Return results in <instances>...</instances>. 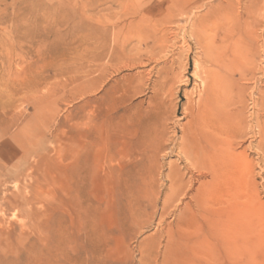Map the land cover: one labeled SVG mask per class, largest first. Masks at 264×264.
Listing matches in <instances>:
<instances>
[{"label":"rangeland","instance_id":"rangeland-1","mask_svg":"<svg viewBox=\"0 0 264 264\" xmlns=\"http://www.w3.org/2000/svg\"><path fill=\"white\" fill-rule=\"evenodd\" d=\"M233 19L259 67L241 81L245 114H261L264 0H0V264H264L263 131L232 141L248 169L188 190L175 149L206 110L209 40ZM150 130L157 154L139 145ZM172 168L185 185L164 215Z\"/></svg>","mask_w":264,"mask_h":264},{"label":"bare ground","instance_id":"bare-ground-1","mask_svg":"<svg viewBox=\"0 0 264 264\" xmlns=\"http://www.w3.org/2000/svg\"><path fill=\"white\" fill-rule=\"evenodd\" d=\"M194 4L195 2L193 3L191 2L189 4L187 3L184 5L179 4L177 2H173L172 5L168 4L169 9L167 8V5L163 6L164 7L163 10L166 11V10L174 9V10H182L183 12H185L186 10L190 9ZM250 9H248V11H250ZM254 21L256 23L259 22L257 18H254ZM249 23L250 22L246 21L245 24L246 30H248L247 28ZM226 25L218 26L217 33L215 35H212L211 40H209L211 44L209 46L212 47L211 51L213 52H210L209 56L206 59L209 65L205 67V75L202 79V85L204 88L201 85V87L204 89V94H205L204 100L206 104V110H204L203 113L201 112L199 113L198 122L188 132L185 131L186 133L182 135V140L180 144L177 146V148H175L179 153V158L184 159L186 163V168L188 172L190 171L191 173L190 178L188 177L189 185H187L185 190L186 189L188 190L190 188L192 189L193 181L195 179L198 180V178L201 177L203 178L209 175L211 177L212 182L217 180L220 177V175L223 174L222 172L225 169L232 167V164H235L236 166H239L240 164L241 166H243L244 169H248V166L246 165L247 164L246 157L242 158L240 155L236 153V146L232 143V141L247 135V133L250 132L252 126L254 125L259 128L258 132L259 130H261L264 133V120L261 121V117L264 116V113L261 112V114H259L256 111V113L252 112L247 116L244 110L247 101L246 96L244 94H246L245 92L249 89V87L243 84L244 81L242 83L241 81L245 80L247 82L249 79H251V76L249 75H252L249 73L252 72L253 69L256 67L259 69V67L256 66V64L254 63L255 54L252 56L253 57L252 58L249 54L239 49V44L237 43V40L234 37V35L236 34V30L233 27L235 26L234 19L232 26L226 27ZM197 27H199V25H197ZM105 30H106L105 32L107 33V29ZM219 32L221 34H218ZM107 36L108 35H106L102 39L100 38L98 39V43L100 44L99 48L101 49V51H99V53H97L96 55V58L98 59H101L108 54L107 51L109 49V45L107 41L108 40ZM219 38L220 41H222V43L229 42V46L224 45L225 46L224 48L223 45L219 46L218 44H216ZM203 41L204 40L201 38L200 43L202 47L205 46ZM257 43L258 40L256 39V37L255 36L253 37L250 34V40L247 42L246 46L252 47L250 49V51H252L251 53H255L256 51H258L255 49L257 47ZM122 47H124V45H122ZM261 47H262L261 50L264 51L263 46ZM111 52H110L111 56L109 55V57L115 58L118 57L120 52H123V50H121L120 52H115L113 48V50L111 49ZM127 64L130 65L129 62ZM259 92L261 93L260 99H253V102L256 107L260 106V108L262 107V110L264 111V89H261V91ZM251 131L253 133V130ZM157 136H158L157 131L150 130L146 135L141 137L139 145L147 146L146 148L149 150L148 152L159 153L160 149L164 148L166 144L161 141L160 142L157 141L158 140ZM237 146H239L238 142H237ZM261 152L263 154V151ZM152 155L154 156V154ZM182 176H179L178 172L175 171L173 168L167 175L168 179L171 181L170 190L172 192L165 199L162 208L164 211V215L167 214L169 215L167 206L169 205L170 200L173 198V196H176L179 192H181L184 189L185 184L183 183ZM154 178L155 176L153 169L150 168L149 174L143 179V183L141 187L144 186L146 187L148 185H152L151 187H153L152 182L155 181ZM191 200H192L191 202L195 204V207L198 206L200 208L199 210H201L203 206L207 204V197L205 194H203L201 189L198 190L197 193L191 197ZM191 202L185 205V209L187 208L191 210L193 208ZM139 205H141L140 202ZM185 212L186 210H184L180 215L184 216Z\"/></svg>","mask_w":264,"mask_h":264}]
</instances>
